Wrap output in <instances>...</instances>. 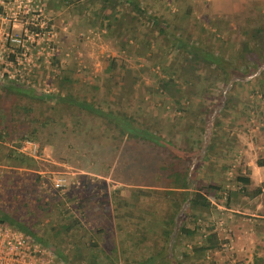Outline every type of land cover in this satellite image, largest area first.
<instances>
[{
	"label": "rangeland",
	"instance_id": "1",
	"mask_svg": "<svg viewBox=\"0 0 264 264\" xmlns=\"http://www.w3.org/2000/svg\"><path fill=\"white\" fill-rule=\"evenodd\" d=\"M135 1L144 15L123 0H0V210L66 264H264V0ZM57 95L123 108L163 143ZM6 108L24 122L5 124ZM22 138L37 158L17 150ZM203 138L213 146L198 160ZM170 168L191 170V190L218 185L200 189L212 206H177ZM176 217L197 233L159 252ZM211 230L219 247L195 252Z\"/></svg>",
	"mask_w": 264,
	"mask_h": 264
},
{
	"label": "trees",
	"instance_id": "2",
	"mask_svg": "<svg viewBox=\"0 0 264 264\" xmlns=\"http://www.w3.org/2000/svg\"><path fill=\"white\" fill-rule=\"evenodd\" d=\"M108 1L109 0H101L100 8L101 7L104 8L105 4ZM123 2L130 4L132 9L135 11V13L131 16H134L135 14L144 15L145 8L141 5L140 2H136L135 0H123ZM156 22H157L156 17L153 16L151 19L152 28L154 27V29L160 30V25L157 26L158 22L157 23ZM160 22H161V19L159 20V24H160ZM36 31L37 30H31V32L34 35L37 34ZM177 44L183 45L184 42H177ZM204 56H205V59L210 60L211 62H213L215 64L217 63L216 65L222 66V60H219L218 55L206 53ZM193 57L197 58L198 56L196 54H194ZM259 59L261 60V58L257 57L256 62ZM222 69H223V71H225V68H222ZM63 78L64 79L67 78V75L64 74ZM170 80H172V79H170ZM158 83H159V88H160V85L163 87L167 86V82H165L163 79L162 80L159 79ZM55 97L56 98L54 100H56V101L61 100L63 102H67V103L71 102L79 108H83V109L88 110L90 112L92 111L94 113H97V114L105 117L107 122L113 123L115 125V127L117 128V131L120 132L121 134H125L126 137L146 140V141H149V142L154 143V144L163 143L161 141L160 135L157 134L153 130H149L148 125H139V124L133 123L134 120L131 118V116H132L131 113L127 112L123 108L117 109V111L116 110L111 111V109L110 110H108V109L103 110V108H101L98 105H97V107L92 106V104L90 102H86V101H82V100H78V99L73 100L72 98H67L66 96L61 97V96L57 95ZM4 113H5L4 117H7V119L4 120L5 124L14 122L15 120H18V122H20L22 120L24 122V120L26 118V117H24V118L8 117L9 112H8L7 108H6V110H4ZM45 119H50V117L45 115ZM0 120H1V117H0ZM76 122H78V121L76 120ZM41 123H44V121H41ZM10 125L12 126L13 124L11 123ZM4 126L5 125H2V126L0 125V127H4ZM4 128H5V130H2L0 128V133H2L4 131H6V133H8V130L6 129V128H8V126L4 127ZM202 130H204V127H202ZM204 140L205 139L203 138L198 143L195 144V146H196L195 147V153L197 154L196 158L198 160H200L201 157L205 158L206 156H209V152L213 146V144H211L209 140H207L206 143H204ZM167 176L171 177L172 185H170L169 189H166L167 191H165V192L179 195L178 203L176 202L177 206L180 205V201H181V205H180L181 207L185 206L186 202H187L188 208L190 207L191 210L208 209L209 207L212 206V204L209 202L208 197L205 195L204 192L200 191V189L205 190V192L215 191L218 188V185L209 182L205 185H200L198 188L191 190V185L193 182V176L194 175L192 176L191 170L186 169V168L182 169V170L170 168L169 172H167ZM236 179L242 183L248 182V177L244 176V175H237ZM11 217L12 216L9 215L8 213L0 210V223H2L4 225L9 224V225L23 231L24 233H27L28 235H30L33 239L37 240L38 242L44 243L43 238L36 236L31 231V229L28 227V225L25 224V222L18 220V219H13ZM169 218H167L166 221H168ZM66 228H68V226H66ZM161 233L163 235L165 246L163 245L164 246L163 250H160L159 252H164V251L171 250L170 249L172 247L171 243H174V240L176 238H178L180 235L193 236L194 234L197 233V230L195 229V227H190L189 225L179 223L178 218L176 217V219L172 221L171 226H169L168 223L164 221L162 229H161ZM199 239H200V243H198L196 246L193 247V250L195 252L203 253L206 250H212V249H216L219 247L218 237H217V234L214 230L207 231V232L203 233L202 235L199 234ZM48 247H50V246H48ZM52 252L54 253V256L58 255L57 257L59 259L60 258L63 259L62 254L58 250L55 251V249H52ZM159 252H157V253H159ZM91 256L94 257L93 260L96 262L97 258L95 256V252H91ZM59 259H57V260H59ZM150 259H151L150 257H147L146 259H143V260H136V261L127 262L124 264H150V263L152 264V262L149 261ZM60 261L63 264H66L63 260L60 259Z\"/></svg>",
	"mask_w": 264,
	"mask_h": 264
},
{
	"label": "built area",
	"instance_id": "3",
	"mask_svg": "<svg viewBox=\"0 0 264 264\" xmlns=\"http://www.w3.org/2000/svg\"><path fill=\"white\" fill-rule=\"evenodd\" d=\"M16 44L22 45L18 37H9ZM13 52V51H12ZM25 49L23 53L25 54ZM14 58L16 56L14 55ZM26 70V65L23 66ZM2 75V74H1ZM17 150L33 158L38 157V144L30 138L18 141ZM63 184V177L55 175L50 178V185L59 188ZM0 264H63L57 260L52 249L27 233L9 225L0 223Z\"/></svg>",
	"mask_w": 264,
	"mask_h": 264
}]
</instances>
